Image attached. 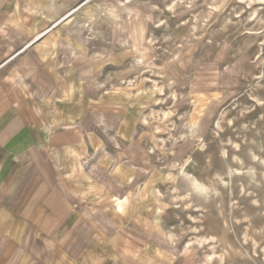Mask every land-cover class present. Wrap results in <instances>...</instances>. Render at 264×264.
Wrapping results in <instances>:
<instances>
[{
	"label": "rangeland",
	"instance_id": "obj_1",
	"mask_svg": "<svg viewBox=\"0 0 264 264\" xmlns=\"http://www.w3.org/2000/svg\"><path fill=\"white\" fill-rule=\"evenodd\" d=\"M46 13V65L82 130L66 170L89 246L264 264V0H49ZM186 172L210 194L184 206Z\"/></svg>",
	"mask_w": 264,
	"mask_h": 264
},
{
	"label": "crops",
	"instance_id": "obj_2",
	"mask_svg": "<svg viewBox=\"0 0 264 264\" xmlns=\"http://www.w3.org/2000/svg\"><path fill=\"white\" fill-rule=\"evenodd\" d=\"M48 3L0 0V264H146L84 239L88 203L66 170L82 130L46 65Z\"/></svg>",
	"mask_w": 264,
	"mask_h": 264
},
{
	"label": "bare ground",
	"instance_id": "obj_3",
	"mask_svg": "<svg viewBox=\"0 0 264 264\" xmlns=\"http://www.w3.org/2000/svg\"><path fill=\"white\" fill-rule=\"evenodd\" d=\"M54 10L56 11V8L54 6ZM75 12V11H74ZM70 13V12H69ZM69 15H67L65 17V19L68 17ZM64 20V18L62 19ZM72 19L71 18H67V20L64 21V24H68ZM86 19H83L82 20V29H85L86 27ZM73 48L70 50V53H73ZM57 67V65H56ZM183 166L187 167V162L186 164H182ZM186 169V168H185ZM183 171V170H182ZM185 171V170H184ZM189 173V172H188ZM187 172L185 173V185L187 186L188 189L184 190L181 192L180 196L182 198H187V200H185V202L183 203L184 206H187L188 203L191 201V199L193 198V195L192 193H197V194H202V195H205V196H208L210 193V190H209V185L200 181L199 179H197L196 177L192 176V175H189ZM182 175V174H181ZM183 180V178H182ZM181 180V181H182ZM184 182V181H183ZM191 203V202H190ZM172 244V243H171ZM189 245V243H187ZM198 244L201 245L203 244V240H199L198 241ZM215 253L212 252V253H205V263L206 264H212L213 261H214V258L216 255H214ZM216 262V261H215Z\"/></svg>",
	"mask_w": 264,
	"mask_h": 264
}]
</instances>
